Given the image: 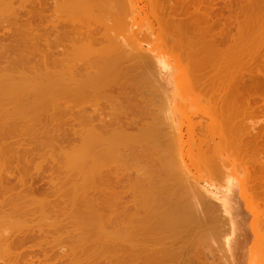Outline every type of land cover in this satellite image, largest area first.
I'll return each mask as SVG.
<instances>
[{
  "label": "bare ground",
  "instance_id": "1",
  "mask_svg": "<svg viewBox=\"0 0 264 264\" xmlns=\"http://www.w3.org/2000/svg\"><path fill=\"white\" fill-rule=\"evenodd\" d=\"M20 1H21L20 3H22L25 0L24 1L20 0ZM26 1L29 2L30 0L29 1L26 0ZM26 1H25V3H22V4L18 3V4L23 5V8H24V7H26V5H25L27 3ZM48 1L49 0H43V1L42 0L41 1L40 0H36V1L34 0L35 5L36 4H38V6L40 5L39 8L41 7V5H42V7L49 6V5H47V4H49ZM100 1H103V0H98L95 3H91L92 0H90V3H89V0H68V1L64 0L62 2H61V0H58L57 1L58 3L56 2V0H53V1L50 0V2L52 4L51 8H53L52 6H54L53 10L57 11L60 9L57 7H62L63 9L59 10L62 12L67 11V10H70V11L72 10L71 12H67V13L65 12L66 15H64L65 13H63L64 17L65 18L69 17L70 18L69 21H72L73 19H71V17L73 14V16L75 15L73 17L74 18L73 22L74 23L78 22L79 24H81V28L78 27V25L75 26V28H78V29H74L77 32L75 34H72L71 32L73 31L72 28L74 27V25H73L74 23L72 22L73 24L71 26H73V27L69 28L66 25L67 23L64 22V21H67L69 18H66V20L63 21V24L66 23L65 25H66V28H68V31L70 32V29L72 30L70 32L72 36H70V33H69L70 37H68V36L66 37V38H69L70 41L73 38L72 42H70L68 39H66V41L68 40L69 43L65 42L63 40L64 36H60L62 38L59 37V34L62 31L61 28H60V31L59 30L57 31V33L60 32L57 35L60 38V40L62 39L61 42L62 43L65 42L66 44L68 43L71 45V46L70 45L68 46V44L67 45L65 43L62 44V47L68 46V48H69L68 51H70L72 49L71 51L74 52V54L71 52L70 53L68 52L69 54L67 53L68 56L70 55L69 58L72 59L71 57H73V56L75 58L76 57L77 58L82 57L77 62L74 61V63L71 60V62L73 64L70 63L71 65H68V66H67V64H68L67 61L69 62L70 60H64L63 63H67L66 65L62 63L63 58H67L68 56L64 57L65 55H67L66 54L67 49L62 48L61 45H60V47H61L60 51L63 52L62 54H64V52H65V55H61L63 57L59 63H60V65L63 64L64 66L63 65L60 66L58 64V62L56 64V61H55L56 58L59 59L58 57H60V54H61L60 52H59L60 53L59 55L56 53V50L59 51L58 49H56L59 47V45H57V47L55 48L56 50L54 51L58 57H56L53 60V62L55 63L54 65H58V67L57 66L54 67L53 64H50L49 59H47V56L49 54L50 57H52L51 54H52L54 49H53V47L51 48L49 45V43L51 42L52 39H49V42H48L47 41L48 38L46 36L47 34L45 36L42 35V37H41V36H39V35H41L40 34L41 32H38V31L42 30V32H44V34H45L44 28L46 27V29L48 30L50 23L52 25V28H50V30L54 29L55 28L54 22L56 21V14L58 13L60 16L59 11L58 12L53 11V13L55 12V14H54L55 19H54L53 17H51V15H52L51 11H50L51 15H50V12L48 14H45L46 12H48L50 10V8L47 7L48 10H46L45 12H41V10H40L39 13L42 14L43 17H41L42 15H40L39 17L42 18V21H44V20H48L46 22L50 21V23L48 24L46 22L42 23L40 21L41 19L40 18L38 19L39 20L38 23H39L40 27H41V25H43L44 28L38 27V28H35V30H34L33 27L35 25H33V23H32L33 19L31 21L30 20L31 18L29 19L27 17H24L23 19H26V18L28 19V21H27V19L25 21L29 22V26H28V23L26 24V22L24 24L27 26H24V24L22 23V20H21V24H18L21 26H17V22H19V21L15 22L16 25H14V27L11 25L13 28H15V26L18 28L21 27V29L20 28L17 29L16 34H17V36L19 35L18 40L21 39V42H22V44L25 45V48H24V46H23V48L20 47L21 49H23V53H22V50H20V48H19V50L16 49L17 51H20L22 53V54H20V52H17L21 56L16 57L17 56V55H15L16 53L13 54V56L10 55L11 57H13V59L16 58V59H14V61H12L13 59L12 60L10 59L12 61L11 63L9 62L10 60L7 61L6 59L5 60L7 62L6 61H4V62H6L7 64H1V62H0V141L2 140L0 142V260L4 261L5 264H17L18 262L20 264H24L23 262H25V264L29 263V260H27V259L25 260V258L21 259V261L23 260L22 263H21V261H18L20 258L17 259L18 258L17 255H20L19 254L20 252L16 254L17 257L15 256L14 248H15V250H17L18 245L15 244L16 242L12 241L13 238H15L14 233L16 236L18 235L21 237L17 241H19V244H21V245L23 244V246L26 245L25 242L23 243L24 239L22 241V237L24 238L25 235L31 234V236L34 235V237H35V235L36 236L37 235H44L46 237V239L43 238L44 236H40L41 239L43 238L40 242L38 241L39 239H37L39 236L35 237L37 239V241L39 243L42 242V244H44V243L48 244L49 243L48 241L51 239V238L50 239H48V238H49V236H51L53 241L51 242L50 245L49 244L46 245L49 247V250H46V251H48V252L50 251L49 258H50V255L51 256L53 255L52 253L54 250H51V249H53L52 247L54 244L65 241L67 239H68L67 242L68 241L70 242L71 237L73 236L74 239L72 238L73 241H71V243H69V244H71V246H72V242H73L74 246L73 247L70 246V247L72 249L74 248L73 249L74 251H72V249L67 244L66 245L69 248H67L66 246H63V243L57 244V245H62V246H57V248L58 247L59 248L60 247H66L67 249H69L66 251H68V252L72 251V252L71 253L66 252L65 251L66 248L63 250H62V248H60V251L58 249V252H57V250L54 251V253L58 254L55 256V258H54V256L52 257L53 261L55 259L54 262H52V260L49 258H45V257H48V253L45 251H43V252H45V254H47L46 256L43 255V253H42L44 258H42V256H39L38 252H40V250H41L40 245H42V244H39L36 241L38 243V246H37L36 242L33 243L34 242L33 241L34 239H33L31 243H33L34 245L33 244L31 245L30 241L28 239L26 240V241H29L26 246L28 248L30 247V250L32 247L33 248H39V251L37 252L38 255L36 254L35 251H34L35 253L33 252L35 255L30 252L31 255H34L32 257L33 259H34V257H36L37 259H39V258L46 259V260L48 259V260H51L50 262L54 263V264H56V262L58 261V259L56 261V258L59 257L60 252H61L60 255H62V256L59 257V261L62 259L61 257H63L65 259L64 253H63L64 251L66 254H71V255L74 252L73 253L74 254L73 255L74 260H73L72 264H164L165 260L169 259L170 257L173 258L172 256H174V252L177 251V250L174 251V248L175 249L178 248L177 246L174 247V243L176 242L175 239H177L176 236L178 237V235H181L180 234L181 232L183 233V230L185 229V227L187 228L189 225H193L194 228L198 229V231H196V232H199V229H201L202 222L198 218L201 217L199 215V213L200 212L202 213L203 204H205L204 203L205 197L203 196L204 191L202 189V188H204V186L199 187V183H198V186H195L194 188L191 187V188H193V190H191L193 195L190 193L192 195V196H190V200L192 197L193 203L192 204H186V202H184V198H181V197H180V199L174 198V196L177 197V195H175V191L173 190V189H175V187L170 188L167 181L165 184V182H164L165 178H163L162 180L159 181V178L161 179L162 175H163V177H165L164 173H166L167 175L169 174L167 172L170 170L167 171V169L170 168L171 170H173L176 166V165L174 166L173 164H175V162H176L175 158L177 157V155L174 154L176 156L175 158H174V155H171L176 150L169 152L170 148L173 149L174 146L170 147L169 150H168V148H165V150L166 149L168 150V151L166 150L167 154H162L161 156L165 155L167 157V155H168V157L164 158L165 156L164 157H161L160 155H159V157L157 156L158 153H160L157 151V150H159V149H157L158 146L153 147L154 145H152L153 143H157V141L160 142V140H162L164 138L167 139V137H165V136H164V138H162L163 137L162 135L165 133V131L159 130L161 125L165 124L166 121L163 123L161 122L162 124H160V126L158 127L159 123L157 122L158 123L157 124L156 121L162 119L163 117L161 118V117L157 116L151 122L147 121V123L145 122L146 124L144 122H142V124L144 123L145 125L143 124V126H141L142 124H139L140 121H143L141 119L144 118V121H146L147 118L150 117L151 114H153V113H151L152 110H150L149 108L146 107V104H144L145 102H143L145 107H143L142 112H140V114H138L139 115L138 116L137 113H135V111H134V113L132 112L133 109L135 110V108H136V107L134 108L133 105L138 103V99L133 97L132 95H129L130 93H132L131 91L129 94L123 92V93H121V95H118V94L115 95V93L114 94L112 93L113 95H111V96L109 95V94H111V91L108 92L109 94L105 92L106 90L113 89L117 85V82L119 79L118 77H120L119 75H122L121 77L123 78V74L127 75V73H129L128 71L130 68L128 66H126L127 67L126 68L122 65V63H125V61H128L129 58L137 59L136 62L138 61L137 64L139 63L140 67L143 68L144 74H146L145 71H147V73H150V75L154 77V73L156 75V72L153 71L151 73L152 69L150 70V68H151L153 62L150 60L151 58L147 53L146 54L142 53L143 50L141 49V46H140L141 43L139 40L133 38L130 41V39L128 37V39H129L128 41H127V39L124 38L123 41L121 40L122 42L118 43L116 41L117 39L114 37V35L111 36L112 34L110 35V33H109L110 29H114L113 26H112V28L111 27L109 28L107 24H106L107 25L106 27H108L109 30H106V31H109V32H106V31L101 32L102 31L100 29L101 25H98V28L100 29V31H97L99 29H97V30L92 29L93 26L90 29L91 31L90 30L88 31V28H89L88 26L91 27V23H89L90 21L87 22V18H85L84 15L88 11L93 12L94 11L93 6H95V4H99V3L101 5H103V4L107 5L108 4V3H104V1L102 4V2H100ZM107 1H109V0H107ZM210 1L211 0H209V2ZM52 2L53 3L56 2L57 6H55V4H53ZM86 2L89 3V7H91V8L88 7V4H86L87 7L84 5V3H86ZM193 2L195 3V1H192L189 3L192 5ZM196 2L199 3L200 0H198ZM122 3H123V6H125L126 2L124 3V0H122ZM194 3L192 5V7L193 6L195 7ZM212 3H213V1H212ZM31 4L32 3H30V4L27 3V5H28V7H26L27 11H29L30 7H33L32 10H34V8H36V10H39V8H37L38 6L37 7L31 6ZM69 4L74 5V9H73L72 5H71L72 7L71 6L68 7L69 9L66 8ZM91 4H92V6H91ZM160 4H162V3H160ZM214 4L211 5V3H210V6H208V4H207V6L203 8L204 10L203 9L201 10L200 9V8H202L201 5L197 6V4H196V7L193 8L196 11H194L191 7L190 11L192 10L195 13L194 14L195 19H188L187 20L184 18V20H186V22H184L182 17L181 18L178 17L180 19L176 18L177 20L182 19V21L184 22L183 23L180 21L182 24L180 22H178L177 20H174L173 19L174 17L172 19H170L171 17L168 14L169 12L167 13L168 17H166V18H168V20L170 19L169 21L174 20L181 25H184L186 23L187 28L185 25L184 26L180 25V28L182 27L181 29H185V28L188 29V28H191V26H192L191 29H194V28L197 30L198 29H200V30L204 29L205 35H204L203 31L200 32L203 34L204 37L206 36V33L208 35H211V36L213 34L212 37H209V38L205 37L206 39H204V41H202L203 36L201 37L202 40H201L200 36H199L200 39L197 38L198 36H196V35H195L196 37L194 36L195 38H197L198 40H201L202 42L201 41L198 42L196 44V48L194 45V48L197 50L193 51L194 49L191 48L192 51L194 52V53H191V54H193L192 57H194V58H192V61H190L191 59L189 58L190 59L189 61L191 63V62H193V59L195 60V58L197 57V59H199V60L196 59L197 60L196 63L198 62L200 64V66H199V64H195V65L199 66L198 70H200V72H201L200 68H202V70L208 69V71H215L213 74L216 75L217 77H219L218 75H220L221 79H219L220 77L215 78L216 76L213 75L214 76V82L213 83H215V81H217V79H219L220 81L222 79L224 81L227 80L225 82L228 83V86L230 85L231 88L228 87V89L230 90L231 94H230V92L227 91L228 89L226 90V92H228L230 95H228V93H226V92H225L226 94L222 92L223 97L220 96V98H223L222 101H224V99H225L224 97L225 96L227 97V95H228V98L226 100L230 99L229 101L233 102L234 104L236 103L235 108L238 106V104H239V106H242V105H240L242 103H243V106L245 107V108H243V106H242L243 109L241 107H239V109L236 108L235 111L233 110L235 113H232V114H231L232 110H230V112H228L229 110L226 109L228 112L227 113L226 111H224L221 108V111L222 112L224 111L223 113L226 112L225 115L228 114L227 116H224L223 113L220 111V109H218V106H216L217 111L214 112V114L217 113L218 111H220L221 114L218 116V118L222 115L223 119H225V120L228 119L229 123L230 122L232 123L234 121L233 122V126H234L235 124L236 125L238 124V122L235 123V121H238V119L241 118V115H243V113L240 111V109H242L248 116L251 117V118L249 117L248 119H243V118H245L244 116H246V115L242 116L243 117L242 119L245 122L249 121V122H246V124L247 123L249 124L251 122L250 119L252 121L255 119L254 121L259 122L260 121V120L258 121L259 117L258 118L253 117L254 118L253 119L252 116L249 114L250 111L247 110L246 108H249L250 104L249 103L244 104L245 102H243L241 100V97H239V93H241V92L245 93L244 96L246 97V93H250V92H252V90H254V91H255V89L256 90L257 89L258 90H264V67L262 66V63L259 62V61H262L261 57L264 54V30H263L264 29V18L262 19V17H264V12H263L264 8L262 9V7H264L263 6L264 0H236V1L235 0H221V3H220L221 5L219 8L214 7L215 5H217V3L215 5ZM104 5H103V7H104ZM106 5H105V7H108ZM188 6L182 5V8H181V5H180L181 11H178V13L181 14L182 11L184 12L185 7H186L185 11L186 10L189 11L188 10L189 8L187 9ZM197 7H199V9ZM55 8H57V10ZM70 8H72V9H70ZM104 8H102V9H104ZM171 8L172 7H170V9ZM0 9L2 11L4 10L3 12L0 10V15H1L0 19L6 17L8 14L13 12V11L11 12L13 7L11 10H9L10 12L4 8H0ZM125 9H126V7H125ZM5 10H7V11H5ZM73 10H74V12H73ZM175 10L176 9H174V11ZM105 11H106V9H105ZM122 11L124 13V10H120L117 13V21H118L117 23L118 24H120V22H122V20H123L122 15H124V14H121ZM176 11L173 12L174 13L173 16L176 15L175 17H177V15H179ZM30 12H31V8L29 11V15H30ZM62 12H61V14H62ZM126 12L128 13L129 11H125V13ZM3 13L5 15L6 14L7 15L4 16ZM34 13L36 14V13H38V11L33 12V14ZM70 13H72V14H70ZM96 13L97 12H95V14H93V13L90 14L89 16L92 15L90 18H92L94 15H96ZM98 13L99 14L95 16V17L98 16L97 18H99V16H100V12H98ZM103 13H104V10L102 11V17L100 16V18H99L100 21H103V20H101V18L103 19ZM260 13L262 14V16L260 15ZM14 14H15V12H14ZM14 14H11L10 16H12V15L14 16ZM112 14H115V13H112ZM46 15H47V17L50 16L51 18L48 17V19H47ZM69 15H71V17ZM80 16H81V18H80ZM82 16H84V17H82ZM114 16H111V18H113ZM216 16H218V19ZM8 17H9V15L2 20L7 21L6 19ZM28 17H31V15ZM44 17H46V19ZM60 17L57 16V19L59 18L61 20L60 22L58 20L59 23L56 22L57 25L62 24L61 23L62 19ZM75 17H78V18H75ZM95 17L93 18L94 21H95ZM12 18H14V17H12ZM83 18L85 19L84 21L89 23V25L87 24L88 26L86 25V27H88L86 29L87 31H83L85 27L82 29V26H84L82 24L86 23V22L84 23V21L82 22ZM126 18L127 17H125V19ZM187 18H189V17H187ZM215 18L217 20H215ZM53 19H54V22L52 21ZM9 21H10V19H9ZM69 21H67V22L70 24ZM94 21H92V22H94ZM111 21H113V19ZM169 21L165 22V25L167 26L166 28H169V26H171L172 28L178 27V24H177V27H174L176 25L175 24L176 22L173 21L174 22L173 23V22H169ZM23 22H24V20H23ZM36 22L34 21V23H36ZM40 22H41V24H40ZM168 22L170 25L168 24ZM1 23H2V21H1ZM30 23L32 25H30ZM99 23L103 24V22H99ZM44 24L47 26H44ZM63 24L61 26H63ZM36 25H38V24L36 23ZM75 25H76V23H75ZM31 26H33V27L31 28ZM96 26H97V24H96ZM29 27L31 29H29ZM103 27H105V26H103ZM3 28H5V27L3 26ZM7 28L8 27H6V29ZM57 28L55 29V31L57 30ZM62 29H63V33H64L65 29L64 28H62ZM103 29H105V28H103ZM208 29L209 30L211 29V32ZM214 29H219V31L213 33L212 30L214 31ZM232 29H234L236 32L233 33ZM50 30H49V32L46 31V33L50 34ZM53 31H51V32H53ZM74 32L75 31H73V33ZM99 32H101V33H99ZM111 32H112V30H111ZM193 32L197 34L198 31L196 32V30H195ZM208 32L211 34H209ZM107 33L109 35H107ZM200 33L198 32V34H200ZM53 34H55V33H53ZM67 34L68 33L66 32L65 35H67ZM38 36L43 38V39L45 37L47 38V40L44 39L46 42L44 40H43L44 42L42 41L43 45H44V43H46L45 47H44L46 49L40 48L41 46L39 47L38 42L41 40H39L37 42V40L39 39ZM54 36H56V34ZM54 36L52 35L53 38H55ZM117 36L118 35H116V37ZM182 37H181V39L183 40ZM118 38L120 39L122 37H118ZM187 38H188V35H187ZM55 39H53V40H55ZM113 39H114V42H113ZM197 39H196V41H197ZM15 40H16V38H15ZM57 40H59V39L57 38ZM57 40H56V42H57ZM17 41H14V42L16 43ZM207 41H209V42L207 43ZM248 41H249V43L250 42L251 43L249 44ZM180 42H182V41H180ZM187 42L188 41L185 40V43H187ZM18 43H20V41ZM52 43H54V41ZM114 43H116V44H114ZM246 43H247V45L249 44L248 46H251V47L246 48L247 47L245 45ZM57 44H58V42H57ZM188 44H189V42H188ZM188 44H185V45H188ZM222 44H223V46H221ZM252 44H253V46H252ZM20 45H21V43H20ZM52 45H55V43ZM201 45H202V47H201ZM216 45H219V47ZM17 46L19 47V45H17ZM197 46H199V47H197ZM220 46L221 47L226 46V48H225L226 51H223L224 48L219 49ZM190 47H192L191 43H190ZM227 47H228V50H227ZM15 48L16 47H14V50H15ZM62 49H63V51H62ZM198 49H199V51H198ZM218 50H220V51L218 52ZM31 51L33 53L36 52V54L38 52L39 56L34 54L35 57H33V54L31 55L33 59L35 58V60H37L41 56L42 57L44 56L43 62L40 59L41 61L37 60V62L39 61L38 63L36 61H35L36 63H32V60H31V63H29L30 62L29 60L31 59V58L29 59V56H30L29 54H31L29 52H31ZM196 51L198 53L199 52L200 53L198 54ZM213 51L215 53H213ZM14 52H16V51H13V53ZM182 52H184V51H182ZM196 53L198 54L197 56H196ZM72 54H73V56H72ZM214 54L218 55L217 59L212 58L211 55H214ZM4 55H6V54H4ZM36 56H37V59H36ZM188 56H189V54H188ZM2 60L3 59H1V61ZM251 62H253L255 65ZM250 63H251V65H254V66L252 67L250 65ZM192 64H194V62ZM246 64H249V66H251V67H249L248 65H247L248 67L245 66ZM52 65H53V67H52ZM139 65L137 66V68H140ZM122 66L126 70V72H125V70L123 69L125 73H122V71L119 72V70H121L123 68ZM157 67H155V68H157ZM142 68H140L139 70H142ZM196 68L197 67H195V69ZM247 69H248V71H247ZM219 70H220V73L218 72ZM244 71H246V74L248 77L250 76V78H248V82L242 81V79L244 80L245 77L247 78L246 75L244 76V74H245ZM197 72L198 71H196V73ZM200 72H199V74L197 73L200 77H201V75H200L201 73H202V75L205 76L204 72H207V70H205L204 72L202 71L201 73ZM157 73H160V72L157 71ZM192 73H194V72H192ZM206 74H208V72ZM53 75H55V76H53ZM60 75H65V77L60 76ZM204 76H202V78ZM213 76H212V78H213ZM121 77H120V79H121ZM127 78H123L122 80H120V84L123 80H125V79L127 80ZM207 78L204 80H206L207 82L210 81L209 83L205 82L206 85L208 84V86L210 88L211 85H209V84L211 83L212 78H210V75H209L208 80H207ZM203 79H202V85H205ZM146 80H148V78ZM219 80H218L219 84H216V86H217L216 90L218 89V87L220 85ZM127 81L129 82L130 80H127ZM150 82H152V81H150ZM197 83L200 84L201 80H198ZM221 83H223V82H221ZM124 85H127V84H125V82H124ZM154 85H155V83H154ZM202 85H200V86H202ZM224 85L226 86L225 83H224ZM127 87H128V85H127ZM203 88L205 89V87H203ZM124 89H125V87H124ZM213 89H214V87H213ZM220 89H222V86ZM120 90H122V89H120ZM127 90L128 89H125V91H127ZM208 91H211V90H208ZM238 91H240V92L237 94ZM151 92H154V91H151ZM104 93H106V94H104ZM100 94H102V95H100ZM107 94L109 95L108 96L109 98H107L108 100L105 99V97H107L106 96ZM223 94H225V95H223ZM97 95H99L98 96L99 98L96 97L95 98L96 100H94V96H97ZM210 95H212V94H210ZM216 95L218 96V94H215L214 97H216ZM92 96H93V99H91ZM101 96H105L104 97L105 100L100 98ZM69 98L70 99L74 98V104H72L70 102L71 100ZM64 99H65V101H64ZM68 99L70 100L69 101L70 104L68 103V101H66ZM101 99L104 101H102ZM152 100H151V102H153ZM226 100H225V102H226ZM64 102L66 103V105L64 104ZM146 102L149 103V101H146ZM217 102H219V101H217ZM231 102L229 104H231ZM219 103H221V101ZM226 103H225V105H226ZM71 104L74 105V107H72ZM232 104H231L232 109H235V108H233L234 105H232ZM150 105H152V104H150ZM153 105H154V102H153ZM153 105H152V107H153ZM227 106H228V103L225 107H227ZM70 107H72L73 109ZM50 108H52V109H50ZM87 108H91V110L89 109L90 112H88ZM49 109L50 110L54 109L55 112L59 111L58 113L68 112V114H67L68 118L73 117L72 115L74 114V123L72 122L74 125V139H77V140L79 139L80 143L81 144L83 143L82 145L80 143H78L79 140H78L77 144L69 145V144H71L72 135H69L70 133L68 134V132L64 128V125L60 121L58 122V125L49 123L50 121L51 122L55 121L53 119L55 115L53 116V114H51L52 111H49ZM165 109H168V108L166 107ZM228 109H230V105H229ZM245 109L247 110V112L245 111ZM72 110L74 113H71ZM236 111L237 112L240 111V112L236 113ZM158 112H160V111H158ZM70 114H71V116H70ZM135 114L137 116H135ZM162 114H163V112H162ZM234 114H238V115L234 116ZM164 115H165V113H164ZM216 115H218V114H216ZM236 116L237 117L239 116L238 119H236L237 118ZM224 117H226L227 119ZM233 117L234 118L236 117V118L234 119ZM68 118H67V120L70 121L71 118L70 119H68ZM157 118H159V119L155 121V119H157ZM220 118H221V122L225 123V121L222 120V117H220ZM68 121H67V123H68ZM162 121H163V119H162ZM168 121H170V120H168ZM240 121L241 120H239V122ZM70 122H69V126H72V128H73V125H72V123L70 125ZM230 124H229V126H227L228 124L226 125L228 129H227V132L224 131V133L225 134L227 133L226 136H227L228 142H230V137H232L233 141L236 140L235 141V145H236L235 147H237L238 145L240 146L241 144L245 143L246 140L248 141V139H246L245 141L243 140L244 133L246 134V138L248 135H249V137L251 136L250 134L246 133L247 131H244V133H242L243 137L241 136L242 134L240 135V133L242 132L241 128H243V125H244L243 130H245V127H246L247 129H249L248 133L251 130V132H250L251 134H254V132L256 131L255 128H257V127H254L255 125L253 124L254 126H251V127H252V129L254 128L255 131L252 133V129L247 127L248 124L246 125V124H244V123L242 124L240 122L239 123L240 127H236V125L233 127L231 125L232 128L230 127ZM241 124H242V127H241ZM251 124H249V125H251ZM204 125H205V121H204ZM133 126L135 129H137V128L138 129L135 130L133 128ZM170 126H171V124H170ZM131 127H132V130H129V129H131ZM224 127H225V125L223 126V129H224ZM260 128L259 129L257 128V129L260 130ZM133 129L135 130V132H133ZM214 131H216V130H214ZM228 131H230V132H228ZM261 131H262V128H261ZM261 131H259V132L257 131V132L260 134ZM161 132H163L162 135L160 134ZM205 133H207V131ZM214 134H212V136ZM228 134H230V137L228 136ZM259 134H257V135H259ZM165 135H168V134L165 133ZM216 136H218V135H216ZM40 137H42V139ZM205 137H206V135H205ZM6 138H8V142L6 141L7 140ZM10 138L12 139V141H10L11 140ZM38 138L41 139L40 142H37L36 144L34 143V141L32 142V139H34L36 142V140ZM43 138H46V139L43 140ZM228 138H229V140H228ZM28 139H30V140L27 142L26 140H28ZM65 139H67V140H65ZM244 139H245V137H244ZM249 139H253V138H249ZM64 140L65 141L69 140L70 143L67 144V142L65 143ZM218 140H219V137H218ZM254 140H256V139H253V141ZM220 141H221V139H220ZM222 141H223V139H222ZM256 141H258V140H256ZM26 142H27V146H25ZM31 142H32V144H31ZM165 142H167V140H164V142H163L164 145L166 144ZM168 142H170V141H168ZM197 142H199V141H197ZM142 143H143V147L146 146V148H144V149H146L147 152H149V151L150 152L147 153V152H145V150H143L144 152L142 151V152H140V154H137L139 156L136 158V157H134L135 156L134 149L135 148L137 149L138 147H140V144H142ZM220 144H221V142H220ZM232 144H234V142ZM232 144H230V145H232ZM170 145H175V144H170ZM170 145H165L164 147L170 146ZM221 145H220V147H222ZM227 145H229V143ZM250 145H252V144H250ZM35 146L37 148H40V149L42 148L41 150H43L44 148H46V149H44V152L39 150V149H36V152H35L33 150L35 148ZM159 146H161V145H159ZM223 147H224V144H223ZM229 147H231L233 149L234 145L229 146ZM47 148H48V150H52V152H54L53 154L51 153L52 155L55 154L54 157H52L50 155V157L52 158L51 160H50V158H48V160H50V161L53 160V163H54V161H56L57 156L59 158H60V155L64 156L63 157L64 161H63V158L61 159L63 164L65 165L64 169H63V170H65V173L62 176L59 175V171H57L58 173L55 172L56 170H58V168L54 167L55 165L52 163H49V161L47 160V157H49L47 155H49V154H46L47 157L43 156L46 153ZM153 148H155V150ZM159 148H161V147H159ZM240 148H241V146L238 147L239 150H240ZM244 148H246V151L248 150L247 148L252 149V147H245V145H244ZM257 148H258V145H257ZM225 149H227V148H225ZM241 149H243V148H241ZM255 149H254V151L252 149V151L254 153H255ZM23 150L25 153L24 152L22 153ZM37 150H39V151L37 152ZM127 150H129L130 152H127ZM228 150H227V152H228ZM243 150H245V149H243ZM31 151H34L36 154L41 151L43 154L42 155L40 154V157H39V154L37 156V157H39V159L41 158V160L36 161L38 158L37 159L35 158L36 160L34 162L30 161V160H32L31 158H33V157H31V158L29 157L30 159L28 158V155L32 153ZM137 151H138V149H137ZM221 151L224 152V150H221ZM242 151H240V152H242ZM246 151H243L240 154L242 155ZM248 151L250 153L251 150H248ZM258 151H259V149H258ZM258 151H256V153H257L256 155L261 154ZM28 152H30V153H28ZM34 152L31 154L32 156H33ZM231 152L233 153V151H231ZM136 153H138V152H136ZM142 153L144 154V156L142 155ZM145 153H147V156H145ZM168 153H171L170 156L172 158L169 156ZM246 153L244 154V156L249 154V153H247V154ZM254 153H253V155H254ZM23 154H25V155H23ZM133 154H134V156H133ZM240 154H239V157H241ZM251 154H252V152L249 154L248 157H246V158L244 157V160L248 161V159H252L253 157L252 158L250 157ZM8 155H12V159H16L15 157H18V159H19V157L22 156V158L24 160L22 158H20V159H22L21 161L24 163L26 162L27 164L21 165L20 159L19 160L16 159V161H18V162L20 161L19 163L21 166H26V165L32 166V164H33L34 168H32V169L36 170V173H34V171L32 172L31 171L32 169L28 168L29 172L30 171L31 172L29 174H27L28 172H27V169H26L27 166H26V167H24V170L26 169L27 173L24 172V170L22 169L24 174L15 175L12 172L11 167H10V165H11L10 161H12V159L11 158L9 159ZM141 155L144 157V159H142V160H144L143 163L146 164V162H147V165L143 164L144 167L145 166L147 167V169H146L147 172L145 170H143L144 169L143 167H141L142 164H141V166L139 165V163L142 162V161H140L141 160L140 158L142 157ZM230 155H232V154H230ZM24 156H25V158H24ZM41 156H43V157H41ZM72 156L77 157V160L73 163L69 160ZM133 157L138 159L139 161L137 160L138 161L137 162L136 159L134 160ZM256 157L258 158V156H256ZM170 158H171V160L174 159L175 162L167 163L168 161L167 162L162 161L164 159H165L164 161H166V159L170 160ZM219 158H221V157H219ZM128 159L130 160V161H128L129 163L133 162V161L137 162V163L133 162L134 164H137V165H134V168L136 166H140L139 169L140 168H143V169L142 170L140 169V171H139V169L136 167L135 170L137 169L138 172H137V170L135 171L134 169H132L136 172V175H135V172L133 171L134 176L131 177V175L129 174V177L127 176L128 177V179H127V177H125V175L122 173H124L123 169L127 167V166H125V163H127ZM131 159L133 161H131ZM240 159H238V160H240ZM261 159L263 160V157ZM257 160L259 161L260 159H255V160H253V162H255L256 164L257 163L262 164V165H260L261 167H258V168H260V170H258V171L261 174L260 173H258L260 175H257V173L252 174V175L250 173L249 174L252 176V177L250 176L251 178L257 177V179H259V181L257 179H255V180L251 179V181L254 180L253 181L254 184H255V182L258 181L259 183L258 182L257 183L261 184V186H262L264 184V167H263L264 162H262V160H261V162L260 161L258 162ZM14 161H13V163H15ZM218 161H221V160L219 159ZM31 162H33V163H31ZM129 163H127L128 166L133 168L132 167L133 163H131L132 166ZM162 163H165V164H162ZM222 163L224 164L225 162L222 161ZM251 163H252V161L250 162V166H251ZM176 164H178V163H176ZM244 164H246V163L244 162ZM244 164H241L242 167ZM247 164H248V162H247ZM256 164H255V166H256ZM20 165H18V166L20 167ZM166 165H167V168H166ZM229 165L230 164H228V165L224 164L223 165L224 168L222 167L224 178H225L224 182L226 181L227 184L231 183V178H232V173L228 167ZM236 165L238 166V164H236ZM18 166L15 163V166H12V167L16 169ZM252 166L254 167V164H252ZM130 167H128V168H130ZM177 167H176V169L178 170ZM253 167H250V168L252 169ZM21 168H23V167H21ZM54 168H57V169L54 170ZM164 168H165V170H164ZM243 169L245 170L244 167H243ZM149 170H150V173L148 172ZM165 171H167V172H165ZM247 171H248V169H247ZM171 172H173V171H171ZM141 173H142L143 177H142V175H140ZM146 173H148L149 175L147 174L148 175L147 176ZM185 173L186 172H184L183 176L185 175ZM253 173H254V171H253ZM144 174L146 176H144ZM154 174H156L158 176H155ZM122 175H124V178H126L125 180H124V178L122 179V177H123ZM160 175H161V177H160ZM176 176L178 177V175H176ZM166 178H168V177H166ZM13 179H15L16 181L12 182ZM183 179L184 178H182L181 183H182ZM36 180H39V182H36ZM185 181L182 184H185L184 185L185 189H187ZM248 181H250V180H248ZM45 182H47L46 186L44 185ZM192 183L193 182L191 181V183L189 182V184H187V185H190ZM247 183H249V182H247ZM194 185H196V184H194ZM251 185L254 186L253 184H251ZM261 186L258 185V187H261ZM263 188H264V185H263ZM182 189H183V186H182ZM256 190H258V188L255 189V191ZM121 191H123V193ZM188 191H190L189 187H188ZM36 192H38V194L39 193L42 194L41 197L40 196L36 197V194H35ZM127 192H129V194H131V195H129V198L126 197V196H128ZM74 193L78 194V195L76 196ZM125 193H126V195L124 196ZM186 194H188L187 191H186ZM257 194H261V193H257ZM263 195L264 194H262V196ZM53 197H55V199L57 201H59V200L63 201V204H64V201H65V203L67 201L68 204H69V202H71L69 205H71V204L72 205L69 207L68 204H66L67 206L64 204L65 205L64 206L61 203L60 205H62V207L56 206L54 203H57V202L52 201ZM261 197H260V199H261ZM57 198H59V200ZM185 198H187V197H185ZM213 198H215L216 201L218 200L220 202V203L219 202L218 203H219V206L221 208H225L224 202L219 200V198H217V197L213 196ZM262 198H264V197H262ZM190 200L187 199V201H190ZM263 201H264V199H263ZM29 202L32 203V206H30ZM33 203H35V204L37 203V205H34ZM76 203L77 204L81 203V205L84 204L86 206H84V207L80 206L78 208V205H76ZM57 204H59V203H57ZM73 204H75L74 205L75 208H74ZM207 208H209V207H207ZM28 212L29 213L32 212V213H30V216H32V214L37 215L36 214L37 212L40 213L39 214L40 216L42 215L41 218H39L40 220H36V219H38L39 215L36 217V219L34 220L35 225L33 224L34 221L31 220V218H33V217L30 218V216L27 215V214H29ZM224 213H227V211ZM67 214L70 215L71 219L68 218L69 220L66 221ZM35 215H33V216L35 217ZM26 216H28V218H29L28 221H27ZM202 216H203V214H202ZM223 216H222V218H223ZM20 217L23 218V219H21L22 221L20 220ZM25 218H26L27 222L25 221ZM217 218H219V217H217ZM29 220H31V222H30L31 224L29 223ZM36 221H37V223H36ZM39 221L40 222L42 221L43 224L39 223ZM228 221H229L228 222V224H229L228 229L229 230L225 229L226 231L223 232V235H222V233H221L222 236L219 235L224 240L223 239H222L223 241L221 240L223 243L218 241V242H220L221 245H217L219 248L222 246V248H224L225 251H221V250H223L221 248V250L217 251V252H220L221 255L224 253L225 257L230 260V264H235L233 262L232 256H231V254L233 253L232 239L235 235V229H234V226H232L231 219H228ZM25 222H26V224H25ZM221 226H223V224ZM226 226L227 225H225L224 227H226ZM217 229H218V227H217ZM10 233H12V235L14 237L13 238L9 237L10 240L8 241V239H6V236H10ZM156 233H158V235H161L162 238L161 237L159 238V236H157ZM212 233H213V231H212ZM176 234H178V235H176ZM173 237H175V238H173ZM179 237H178L177 241H180L179 239H181V238H179ZM201 237L202 236H200V238ZM216 237H218V235ZM164 238H166L165 240H167L169 238L168 242L172 238L173 239L171 240V242L168 243L164 240ZM205 238L206 237H203L202 239H205ZM25 239H26V236H25ZM31 239H32V237H31ZM217 239L219 240L220 238L218 237ZM162 240H164V241H162ZM197 240H195V241H197ZM15 241H16V239H15ZM173 241H174V243H173ZM181 242H182V240H181ZM197 242H196V245H194V246L198 245ZM206 242H208V241L206 240L205 243ZM218 242L216 241L213 243L217 244ZM13 243L16 246H13L12 245ZM52 243H54V244H52ZM209 243L208 244L206 243V244L211 247V245ZM213 243H212V245H213ZM29 244H30V246H28ZM35 244H36V246H35ZM179 244H181V243H179ZM177 245H178V243H177ZM50 246H51V248H50ZM158 246L160 248H158ZM11 247H12V251H9V250H11ZM43 247H42V249H43ZM210 247H208V248H210ZM19 248L21 249V247H19ZM33 248H32V251L34 250ZM194 248H195L194 249V251H195L196 247H194ZM179 249H181V248L179 247ZM216 250H215V253H216ZM25 251H27V253H28L29 249L28 250L26 249ZM183 251H184V249H183ZM211 251H212V249H211ZM10 252L13 253V256H12V253H10ZM41 252H42V250H41ZM209 252H208V254H210ZM197 253L199 254V252H197ZM197 253L195 255H197ZM211 255H213V254H211ZM195 257L196 256L193 257V261H194ZM196 258H198V257H196ZM200 258L201 257H199L198 260ZM228 259H226V260H228ZM67 260H65L66 263H64V262L63 263L64 264L71 263L69 260L68 261ZM169 260H172V259H169ZM188 260H189V258H188ZM47 261H46V263L50 264V262H47ZM37 262L39 264H41L40 263L41 261L39 262V260H37V261H35V263L34 262L33 263L38 264ZM60 262H62V261H60ZM198 262H196V263L194 262V263L197 264ZM33 263L31 262V264H33ZM46 263L43 262L42 264H46ZM202 263H203V260H202ZM203 264H205V263H203Z\"/></svg>",
  "mask_w": 264,
  "mask_h": 264
},
{
  "label": "rangeland",
  "instance_id": "2",
  "mask_svg": "<svg viewBox=\"0 0 264 264\" xmlns=\"http://www.w3.org/2000/svg\"><path fill=\"white\" fill-rule=\"evenodd\" d=\"M24 1V0H23ZM26 1V0H25ZM25 1L24 2H22V3H25ZM29 1V0H28ZM36 1V0H35ZM41 1V0H40ZM43 1V0H42ZM51 1H53V0H51ZM58 0H56V2H57ZM62 1H64V0H61V2ZM68 1V0H67ZM94 1V2H93ZM96 1H98V0H96ZM95 0H92V2L91 3H95L96 2ZM103 1H104V3H108L106 6H108V7H105V5L103 4ZM103 1H100V2H102V4L104 5V7H103V5H101L100 3L99 4H95V6H93V12H89L88 10V12H86V14L84 15L85 16V18H87V22H89V23H91V27L90 26H88L89 25V23H87L86 21H84L85 19L83 18V20H82V22L84 21V23L85 24H82V25H84V26H82V29L84 28V30L83 31H87L86 29L88 28V31L92 28V26H93V28L92 29H99L98 28V25H101V27H100V29L102 30L101 32H104V31H106V30H109V28L111 27L112 28V26H113V28L114 29H110V32L109 31H106V32H109L110 33V35L111 36H113L114 35V37L117 39L116 41L119 43V42H122L123 41V39L125 38V39H127V41L130 39V41L134 38V39H137V40H139L140 41V46H141V49L143 50L142 51V53L143 54H148L149 56H150V60L153 62L152 63V66H151V68H150V70L152 69V71H151V73L154 71V72H156V75H155V73H154V77L153 76H151L150 75V73H147V71H145V73L146 74H144V72H143V68L142 67H140V65H139V63L137 64V62H136V60L137 59H135V58H129V60L128 61H125V63H122V65L124 66V67H126V66H128L130 69H129V73H127V75H125V74H123V78H127V80H130L129 82L125 79V80H123L122 82H121V84H120V80H122L123 78L121 77L122 75H119L120 77H121V79H120V77H118L119 79H118V82H117V85L113 88V89H109V90H106L105 92L106 93H108V92H110L111 91V94H109L110 96L111 95H113L114 93H115V95L116 94H118V95H121V93H123V92H125V93H130V91L133 93H130L129 95H132L133 97H135V98H137L138 99V103H136L135 105H133V107L135 108V110L133 109V113H134V111H135V113H137V115L138 114H140V112H142V110H143V107H145V105L144 104H146V107L147 108H149L150 110H152L151 111V113H153V114H151V116L150 117H148L147 118V120L146 121H144V118L143 119H141V120H143V121H140V123L139 124H142V122H146L147 123V121H153V119L155 118V117H163L162 119H163V121H162V119H160V120H158L159 118H157V119H155V121L156 120H158V121H156V123L158 122L159 123V125H158V127L160 126V124H162L163 122H165V124H163V125H161V127H160V129L159 130H163V131H165V133L166 134H168V135H165V133L162 135V133L163 132H161L160 134L163 136L162 138H164V136L165 137H167V139L166 138H164V139H162V140H160V142H158L157 141V143H153L152 145H154L153 147H157V149H159V150H157L158 152H160V153H158V157H159V155L161 156L162 154H167V151L169 150V148L170 147H172V146H174V148L172 149V148H170V150H169V152H172L173 150H176L173 154H171V153H168L169 154V156H170V154L171 155H177V157L174 155V158H175V160H176V162H175V160L174 159H172L171 160V158H170V160H168V159H166V161H164V160H162L163 162H167V163H169V162H171V163H173V162H175V164H173L174 166H175V168L173 169V170H171L170 168L169 169H167V171L168 170H170V171H165V172H167V173H169L168 175L166 174V173H164V175H165V177H163V175H162V177H161V175H160V177H161V179L159 178V181L160 180H162L163 178H165L164 180V182H165V184H166V181H167V183H168V185L170 186V188H173V187H175V189H173L174 191H175V195H177V197H175L174 196V198H176V199H180V197L181 198H184V202H186V204H192L193 202V199H192V197H191V200H190V196H192L193 194H192V191L191 190H193V188L195 187V186H198V183H199V187L200 186H204V188H202L203 189V191H204V203L205 204H203V209H202V213L200 212L199 213V215L201 216L200 218H198L201 222H202V224H201V229H199V232H196V231H198V229H196V228H194L193 227V225H189L187 228L185 227V229L187 230H183V233L181 232L180 234L181 235H178V234H176V235H178V237L179 238H181V239H179L180 241H177L178 240V237L176 236V238L177 239H175L176 240V242L178 243V245H177V243L175 244L174 243V241H173V243H174V247H178L177 249H175L174 248V251L175 250H177V251H175L174 252V256H172L173 258H169V259H172V260H169V259H166L165 260V262H164V264H193L194 262L196 263V262H198L197 264H203V263H205V264H230V260L228 259V258H226L225 257V255H224V253L221 255L220 254V252H217V251H220L221 250V248H222V246L219 248L217 245H221L220 244V242H222L224 239L223 238H221L220 236H222L223 235V232L224 231H226V230H229L228 228H229V224H228V219H231V222H232V226H234V229H235V235H234V237H233V239H232V250H233V253L231 254V256H232V260H233V262L235 263V264H264V201H263V199L264 198H262V197H264V195L262 196V194H264V188H263V185L261 186V184H258L259 182V179H257V177H253V178H251L252 176V174H256L257 173V175H260L261 173L258 171V170H260V168H258V167H261L260 165H262L261 163H255V162H253V160H255V159H260L259 161L261 162V158L263 157V160H262V162H264V90H256L255 89V91L254 90H252V92H250V93H246V97L244 96V94L245 93H239L240 91H238L237 92V94L239 93V97H241V100L243 101V102H245L244 104H247V103H249L250 104V107L249 108H246L247 110H249L250 111V115L252 116V118L253 117H255V118H258V121L259 122H257V121H252L251 119H250V123L249 124H251V125H249L248 123V125L246 124V122H249V121H244L243 119H248L250 116H248L242 109L243 108H245L244 106H243V103L242 104H240V105H242L243 106V108H242V106H239V104H238V106L236 107V108H238L239 109V107H241L242 109H240V111L243 113V115H246V116H244L245 118H243L242 116L243 115H241V118L240 119H238V117L240 116H236L235 118L236 119H238V121H235V123H237L238 122V126L236 125V127H240V122L243 124H246L247 125V127H249L250 129H252V127L251 126H254V127H257L258 129L261 127L262 128V131H261V128H260V130H258L257 128H255L256 129V131H255V129L253 130L252 129V133L254 132V134H251L250 132H251V130L249 131V133H248V130L249 129H247L246 127H245V130H243V128H244V125H243V128H241L242 130V132L240 133V135L242 134V133H244V131H247L246 133L247 134H250L251 136L249 137V135L247 136V138H246V134L244 133V137H245V139H244V137H243V134L241 135L242 137H243V140L245 141L246 139H248V141L246 140L245 141V143H243V144H241L240 146H241V148H243V149H245V150H243V149H241L240 148V150L238 149V147H240L239 145L237 146V147H235L236 145H235V141H233V139H232V137H230V134H228V136L230 137V142H228L227 141V136H226V134L224 133V131H226L227 132V126H229V124L231 123H229V121H228V119L226 118V117H224V118H226L227 120H225V119H223V116L221 115L220 117H222V120L223 121H225V123H223V122H221V118L219 119L218 118V116L221 114L220 113V111H221V108L224 110V111H226L227 112V110H229L228 112H230V110H232V112H231V114L232 113H235L234 111L236 110V108H235V104L233 103V102H231V101H229L230 99H228V100H226L227 98H228V95H230L231 94V92H230V90L228 89V87L229 88H231L230 87V85L228 86V83L227 82H225V81H227V80H219V79H221V77H220V75H218L219 77H217L216 75H214L213 73L215 72V71H208V69H205V70H207V72H208V74H206L207 72H204L205 70L203 69L202 70V68H200L201 69V72L203 71L204 73H205V76L204 75H202V73L200 72V70H198L199 69V66H200V64L197 62L196 63V61L197 60H199V59H197V57L195 58V60L193 59V62H194V64H192L193 62H191L190 63V61H192V58H194V57H192V55L193 54H191V53H194L193 51H195V50H197V49H195L196 48V44L198 43V42H200L201 40H202V38H203V40L202 41H204V39H206V38H209V37H212L213 36V34H212V36L211 35H208L207 33H206V38L203 36V34L202 33H200L201 31H203L204 32V35H205V31H204V29L202 30H200V29H191L192 28V26H191V28H188V29H186L187 28V26H186V23L184 24L185 26H186V28L185 29H181L180 28V25L182 24L181 22H186V20H184V18L185 19H195V17H194V12L191 10L190 11V8L192 7V5H193V3H192V5L189 3V2H192V1H195V3H194V5H195V7H196V4H197V6H200L201 5V7L202 8H200L201 10L204 8V7H206L207 6V4H208V6H210V3H211V5H213L214 3L216 4L217 3V5H215L214 7L215 8H219L220 7V3H221V0H211L210 2H209V0H200V2L203 4H201L200 2V4L199 3H197L196 1H198V0H124V3H125V6H123V3H122V0H109V1H105V0H103ZM162 1V2H161ZM212 1H213V3H212ZM236 1V0H235ZM21 1L20 0H0V8H4V9H7L8 11L9 10H11L12 9V7H13V9L11 10V12L12 13H10V14H8L9 15V17L6 19L7 21H3L2 19H4V18H6L7 16L4 14V16H6V17H4V18H1L0 20L2 21V23L4 22H6L5 24L3 23H1V21H0V32L2 33H0V62H1V64H7L6 62L7 61H9L10 59L12 60L13 59V57H11V56H13V54H15V55H17L16 57H18V56H21L20 54H22L23 53V49H21V48H23V46H24V48H25V45L24 44H22V42H21V39L20 40H18V36H17V29H21V27H16L15 26V28H13L14 27V25H16L15 24V22H17V21H19V22H17V26H21V25H18V24H21V20H22V23L24 24L25 22H26V24L28 23V26H29V22H27L28 21V19L27 18H31L30 20L32 21V19H33V21H32V23H33V25H35L34 27L33 26H31V28L33 27L34 28V30H35V28H38V27H40V25H39V16L40 15H42V14H40L39 12H40V10H41V12H45L46 10H48V8H50V10L48 11V12H46L45 14H48L50 11L52 12V15H51V12H50V15H51V17H55V12H58L59 10H61V9H63L62 7H57V8H60L59 10H57V8H55L57 11H55V10H53V8H54V6H52L53 8H51V2H50V0L48 1L49 2V4H47V5H49V6H44V7H42V5H41V7L43 8H39V6H38V4H36L35 5V2H34V0H30L29 2H27V3H32L31 4V6H38L37 8H39V10H36V8H34V10H32V8L33 7H30L31 8V12H30V15H31V17H28V16H30L29 15V11H30V8H29V11H27V9H26V7H28V5H27V3L25 4L26 5V7H24L23 8V5H20V4H22V3H20ZM56 2H52L53 4H55V6H57L56 5ZM60 2V1H59ZM220 2V3H219ZM232 2V1H231ZM18 3H20V4H18ZM58 3V2H57ZM89 3H90V0H89ZM89 3H84V5L86 6V4H88V7H89ZM160 3H162V4H160ZM17 4V5H16ZM199 4V5H198ZM206 4V5H205ZM72 5V4H71ZM70 4L66 7V8H68V7H70L71 6ZM100 5V6H99ZM111 5V6H110ZM161 5V6H160ZM180 5H181V8H182V5L184 6V5H186V6H188L187 7V9L190 11H185V8H184V12L182 13L181 12V14L180 13H178V11H181L180 10ZM30 6V5H29ZM73 6V9H74V5H72ZM71 6V7H72ZM91 6H92V4H91ZM164 6V7H163ZM178 6V7H177ZM217 6V7H216ZM264 6V5H263ZM48 7V8H47ZM87 7V6H86ZM125 7H126V9H125ZM163 7V8H162ZM170 7H172L171 9H170ZM176 7V8H175ZM194 6L192 7V9L193 8H195ZM89 8H91V7H89ZM100 8V9H99ZM102 8H104V9H102ZM178 8V9H177ZM198 9H199V7H197ZM264 7H262V9H263ZM52 9V10H51ZM65 9V8H64ZM69 9V8H68ZM70 9H72V8H70ZM105 9H106V11H105ZM170 9V10H169ZM174 9H176L175 11L180 15H177V17H175L176 15H174L173 16V12H175L174 11ZM1 10V9H0ZM7 10H5V11H7ZM36 10V11H35ZM104 10V13H103V19L101 18V20H103V21H100V16L102 17V11ZM120 10H124V13H123V11L121 12V14H124V15H122L123 17H122V22H120V24H118L117 22V13H118V11H120ZM164 10V11H163ZM194 11H196L195 9H193ZM204 10V9H203ZM214 10V9H213ZM217 10V9H216ZM215 10V11H216ZM2 11V10H1ZM4 11V10H3ZM2 11V12H3ZM38 11V13H34L33 14V12H37ZM53 11H55L54 13H53ZM72 11V10H71ZM70 10H67V11H64V12H62V11H59L60 12V16H59V14L57 15L56 14V21L54 22V19L52 20L54 23H55V28L54 29H51L50 30V28H52V25H51V23H50V21L49 22H46V21H48V20H44V21H42V18H40L41 20V22L43 23V22H46V23H50V26H49V29L47 30L46 29V27L44 28L43 27V25H41V27L42 28H44L43 30L45 31V34H44V32H42V30L41 31H38V32H41L40 34L41 35H39V36H41L42 37V35L43 36H45L46 34V36H47V38H48V40H47V38L45 37L44 39L45 40H47L48 42H49V39H52L51 40V42L49 43V45H50V47L52 48L53 47V52H52V54H51V56L52 57H50V55L48 54V56H47V59H49V62H50V64H55L54 62H53V60L56 58V57H58L57 56V54L59 55L60 53V57H58L59 59H57L56 58V64H57V62H58V64L60 65V61H61V59H62V57L63 56H61V55H65V52H64V54H62L63 52H61L60 50V48L62 47V44H64L65 42H68V40H69V38H66L67 36L68 37H70V36H72L71 35V33L72 34H75L77 31L76 30H74V29H78V28H75V26H77L78 25V27H80L81 28V24H79L78 22H75L76 23V25H75V23L73 22L74 21V16H73V12H74V10H73V12L72 13H70V14H72V17H71V15H69L70 17H71V19H73L72 21H69L70 20V18L69 17H66V18H69L67 21H69L70 22V24L67 22V21H64V20H66V18L64 17V15H66V13L67 12H71ZM125 11H129L128 13L126 12L125 13ZM172 11V12H171ZM262 11V10H261ZM10 12V11H9ZM14 12H15V14H14ZM61 12H62V14H61ZM66 12V13H65ZM95 12H97L96 13V15H98L99 13L98 12H100V16H99V18H97V17H95L96 15H94L92 18H90L91 16H89L90 14H95ZM164 12V13H163ZM169 12V13H168ZM189 12V13H188ZM263 12H264V10H263ZM8 13V12H7ZM63 13H65L64 15H63ZM112 13H115V14H112ZM169 14V16L171 17H169L170 19H172L173 17V19L174 20H177V19H180L181 17L183 18V21H182V19L181 20H177L178 22H180L181 24H179V23H177L176 21H174V20H172V21H169L168 20V18H166V17H168L167 15ZM172 13V14H171ZM176 13V14H177ZM193 13V14H192ZM262 13V12H261ZM260 13V15L262 16V14ZM11 14H14V16L12 15V16H10ZM20 14V15H19ZM69 14V13H68ZM127 14V15H126ZM187 14V15H186ZM189 14V15H188ZM115 15V16H114ZM36 16V17H35ZM45 16V15H44ZM57 16L58 17H60L61 19H62V24H63V21L64 22H66V23H64L63 24V26H61L60 24H56V22H58V20H59V22L61 21L59 18L57 19ZM68 16V15H67ZM84 16H82V17H84ZM111 16H114L113 18H111ZM192 16V17H191ZM0 17H1V15H0ZM12 17H14V18H12ZM22 17V18H21ZM24 17H27L26 19H27V21H25L26 19H23ZM35 17V18H34ZM41 17H43V15L41 16ZM46 17H47V15H46ZM46 17H44L45 19H46ZM48 17H50V16H48ZM48 17H47V19H48ZM50 17V18H51ZM64 17V18H63ZM95 17V21H94V18ZM125 17H127L126 19H125ZM165 17V18H164ZM178 17H180V18H178ZM187 17H189V18H187ZM217 17V19H218V16H216ZM43 18V19H44ZM75 18H78V17H75ZM80 18H81V16H80ZM110 18V19H109ZM177 18V19H176ZM214 18V17H213ZM264 17H262V19H263ZM9 19H10V21H9ZM17 19V20H16ZM113 19V21H111ZM125 19V20H124ZM216 18H215V20H217ZM16 20V21H15ZM23 20H24V22H23ZM51 20V19H50ZM34 21L39 25H36V23H34ZM78 21V20H77ZM92 21H94V22H92ZM167 21H169V22H176L175 24V26L174 27H177V24H178V27L177 28H172L171 26H169V28H166L167 26L165 25V22H167ZM9 22V23H8ZM41 22H40V24H41ZM52 22V23H53ZM58 22V23H59ZM74 24H73V23ZM99 22H103V24L102 23H99ZM112 24H111V23ZM169 22H168V24H169ZM173 22V23H174ZM183 22V23H184ZM14 23V24H13ZM95 23V24H94ZM67 25V27H73V26H71L72 24L74 25V27L72 28L73 29V31H75L74 33H73V31L70 29V32L68 31V28H66V25ZM88 24V25H87ZM94 24V25H93ZM96 24H97V26H96ZM108 25V27H106L107 25ZM111 24V25H110ZM161 24V25H160ZM2 25V26H1ZM13 27H12V26ZM30 25H32L31 23H30ZM54 25V24H53ZM61 27H60V26ZM70 25V26H69ZM86 25L88 26V27H86ZM170 25V24H169ZM172 25V24H171ZM184 25H181V26H184ZM3 26L5 27V28H3ZM24 26H27V25H25L24 24ZM44 26H47V25H45L44 24ZM58 28H57V27ZM103 26H105V27H103ZM173 26V25H172ZM190 26V25H189ZM6 27H8L7 29H6ZM40 27V28H41ZM54 27V26H53ZM95 27V28H94ZM13 28V29H12ZM23 28V27H22ZM25 28V27H24ZM30 27H29V29H31ZM57 28V30L55 31V29ZM60 28H61V33L59 34V33H57V31L59 30L60 31ZM62 28H66L65 29V31H64V33H63V29ZM103 28H105V29H103ZM108 28V29H107ZM172 28V29H171ZM184 28V27H183ZM15 29V30H14ZM100 29L99 30H97V31H100ZM191 29V30H190ZM38 30V29H37ZM36 30V31H37ZM40 30V29H39ZM49 30H50V34L49 33H46V31L47 32H49ZM54 30V31H53ZM80 30V29H79ZM111 30H112V32H111ZM115 30V31H114ZM196 30V32L198 31L200 34H198V32H197V34L196 33H194L193 31H195ZM206 30V29H205ZM209 30V29H208ZM207 30V31H208ZM264 30V29H263ZM15 33H14V32ZM51 31H53V32H51ZM91 31V30H90ZM210 32H211V29L209 30ZM219 31V29H214V31L212 30V32L214 33V32H218ZM232 31H233V33H235L236 31L234 30V29H232ZM68 33L67 35H65V33ZM101 32H99V33H101ZM192 32V33H191ZM14 33V34H13ZM43 33V34H42ZM53 33H55L56 34V36H54L55 34H53ZM63 33V34H62ZM69 33H70V36H69ZM191 33V34H190ZM209 33V32H208ZM57 34H59V37L60 36H64L63 37V40L65 41L64 43H62L61 42V40H60V38H62V37H58V35ZM62 34V35H61ZM209 34H211V33H209ZM216 34V33H215ZM52 35L56 38H53L52 37ZM107 35H109L108 33H107ZM116 35H118L117 37H116ZM187 35H188V38H187ZM198 36L197 38L198 39H200L202 36V38H201V40H198L197 38H195L196 36ZM16 36V37H15ZM38 36V40H37V42L39 41V40H41V41H39L38 43H39V47L40 48H44L45 47V44L46 43H44V45L42 44L45 40L43 39V38H41V37H39ZM52 38H51V37ZM126 36V37H125ZM183 36V37H182ZM193 38H192V37ZM195 36V37H194ZM199 36H200V38H199ZM208 36V37H207ZM74 37V36H73ZM110 37V36H109ZM118 37H122V38H118ZM128 37H129V39H128ZM181 37L183 38V40L181 39ZM2 38V39H1ZM15 38H16V40H15ZM57 38L59 39V40H57ZM72 38V37H71ZM114 38V39H115ZM187 38V39H186ZM192 38V39H191ZM53 39H55V40H53ZM66 39H68L67 41H66ZM114 39H113V42H114ZM181 39V40H180ZM196 39H197V41H196ZM18 40V41H17ZM44 40V41H43ZM56 40H57V42H58V44H57V42H56ZM119 40V41H118ZM122 40V41H121ZM185 40L186 41H188L189 42V44H188V42L187 43H185ZM190 40V41H189ZM210 40V39H209ZM14 41H17L16 43L14 42ZM20 41V43H21V45H20V43H18ZM43 41V42H42ZM54 41V43H55V45H52V44H54V43H52ZM70 41V40H69ZM73 41V38H72V40L70 41V42H72ZM179 41V42H178ZM180 41H182V42H180ZM184 41V42H183ZM201 41V42H202ZM10 42V43H9ZM46 42V41H45ZM125 42V41H124ZM209 41H207V43H208ZM69 43V42H68ZM67 43V44H68ZM183 43V44H182ZM190 43H191V45H192V47H190ZM219 43V42H218ZM248 43H249V41H248ZM251 43V42H250ZM249 43V44H250ZM2 44V45H1ZM13 44V45H12ZM66 44V43H65ZM66 44V45H67ZM114 44H116V43H114ZM185 44H188V45H185ZM200 44V43H199ZM198 44V45H199ZM248 44V45H249ZM17 45H19V47L17 46ZM43 45V46H42ZM52 45V46H51ZM57 45H59V47L58 48H56L57 47ZM60 45H61V47H60ZM70 44H68V46H69ZM194 45H195V48H194ZM203 45V44H202ZM202 45H201V47H202ZM220 45V44H219ZM219 45H216V46H218L219 47ZM247 47L246 48H250L251 46H248L247 45V43L245 44ZM3 46V47H2ZM16 47L15 48V50H14V47ZM55 46V47H54ZM68 46L66 47H62V48H64V49H67V51H66V54L69 52H71V53H73L74 54V52H72L71 50L70 51H68ZM71 46V45H70ZM200 46V45H199ZM199 46H197V47H199ZM206 46V45H205ZM215 46V47H216ZM221 46H223V44L221 45ZM220 46V48L219 49H223V51H226V46H224V47H221ZM252 46H253V44H252ZM12 49H11V48ZM18 47V48H17ZM21 47V48H20ZM200 47V48H201ZM217 47V48H218ZM19 48H20V50H22V53L20 52V51H17L16 49H18L19 50ZM58 49L59 51H57L56 49ZM194 49L193 51H192V49ZM44 49H46V48H44ZM188 49V50H187ZM56 50V53L54 52ZM187 50V51H186ZM201 50V49H200ZM227 50H228V47H227ZM9 51V52H8ZM13 51H16V52H14L13 53ZM62 51H63V49H62ZM65 51V50H64ZM182 51H184V52H182ZM192 51V52H191ZM198 51H199V49H198ZM220 50H218V52H219ZM6 52V53H5ZM17 52H20V54L19 53H17ZM60 52V53H59ZM197 52V51H196ZM217 52V53H218ZM222 52V51H221ZM29 53H31V54H29L30 56H29V63H31V60H32V63H36L37 62V60H39V61H41L42 60V62H43V57L41 58H38L37 59V56H39L38 55V52H37V54H36V52L35 53H33L32 51L31 52H29ZM68 53V54H69ZM189 54V56H188V54ZM198 53V52H197ZM196 53V56L200 53H198L197 54ZM213 53H215L214 51H213ZM4 54H6V55H4ZM11 57H9L8 55ZM33 54V57H35L34 56V54L35 55H37L36 56V59L37 60H35V58L33 59L32 58V55ZM68 54L67 55H65L64 57H67L68 56ZM73 54H72V56H73ZM191 54V55H190ZM217 55V54H216ZM215 54L214 55H211L212 56V58L213 59H217L218 58V55L216 56ZM191 56V57H190ZM70 57V55L67 57V58H63V60H62V63L64 62V60H70L69 62L67 61V63H63V64H67V66L68 65H71L70 63H74V61L75 62H77L78 60H80V58H82V57H79V58H75L74 56L73 57H71L72 59H70L69 58ZM8 58V59H7ZM191 60H190V59ZM262 59V61H259L260 63H262V66L264 67V54L262 55V57H261ZM1 59H3L2 61H1ZM7 61H6V60ZM14 59H16V58H14ZM14 59L12 60V61H14ZM41 59V60H40ZM134 59V60H133ZM147 59V58H146ZM197 59V60H196ZM247 59V58H246ZM9 61L10 63L12 62V61ZM58 60V61H57ZM71 60H72V62H71ZM148 60V59H147ZM190 60V61H189ZM4 61H6V62H4ZM36 61V62H35ZM38 61V62H39ZM3 62V63H2ZM8 62V63H9ZM37 62V63H38ZM72 63V64H73ZM251 63H253V62H251ZM251 63H250V65H251ZM41 64V63H40ZM62 64V65H63ZM195 64H199V66L198 65H195ZM254 64V63H253ZM53 65H52V67H53ZM62 65H60V66H62ZM139 65V67L140 68H142V70H139L140 68H137V66ZM249 66V64H246L245 66ZM255 65V64H254ZM254 65H251L252 67L254 66ZM55 66H57L58 67V65H54V67ZM64 66V65H63ZM122 66V67H123ZM158 66V67H157ZM202 66V65H201ZM247 66V67H248ZM251 66H249V67H251ZM122 68L121 70H119V72L120 71H122V73H125L126 72V70H125V68ZM155 67H157V68H155ZM195 67H197L196 69H195ZM127 68V67H126ZM211 68V67H210ZM209 68V69H210ZM219 68V67H218ZM125 70V72H124V70ZM157 69V70H156ZM191 69V70H190ZM212 69V68H211ZM246 69V68H245ZM255 70V69H254ZM138 71V72H137ZM140 71V72H139ZM157 71L158 72H160V73H157ZM194 72V73H192V72ZM196 71H198L197 73L199 74V72L201 73L200 75H201V77L196 73ZM247 71H248V69H247ZM133 72V73H132ZM143 72V73H142ZM211 72V73H210ZM219 73H220V70L218 71ZM142 75H141V74ZM203 73V74H204ZM244 76L246 75L247 76V74H246V71H244ZM195 76H194V75ZM198 77H197V76ZM207 75V76H206ZM209 75H210V78H212V76L214 75V76H216L215 78H219V79H217V81H215V83H213L214 82V76H213V78L211 79V83L209 84V85H211L210 86V88H209V86H208V84L206 85V83L205 82H207L206 80H204V79H206L207 77L209 78ZM212 75V76H211ZM53 76H55V75H53ZM60 76H64L65 77V75H60ZM70 76V75H69ZM68 76V77H69ZM145 76V77H144ZM149 76V77H148ZM156 76V77H155ZM202 76H204L203 78H202ZM67 77V76H66ZM152 77V78H151ZM197 77V78H196ZM131 78V79H130ZM148 78V80H146ZM155 78V79H154ZM157 78V79H156ZM199 78V79H198ZM201 78V79H200ZM208 78H207V80H208ZM224 78V77H223ZM226 78V77H225ZM248 78H250V76L248 77L247 76V78L245 77L244 78V80L242 79V81H245V82H248ZM161 79V80H160ZM193 79V80H192ZM202 79L204 80V84L207 86H205V85H202ZM227 79V78H226ZM145 80V81H144ZM152 81V82H150V81ZM198 80H201V83L199 84V83H197L198 82ZM210 80V79H209ZM216 80V79H215ZM218 80L220 81V85H219V87H218V89L216 90V84H219V82H218ZM247 80V81H246ZM149 81V82H148ZM155 81V82H154ZM124 82H125V84H127L128 85V87H127V85H124ZM127 82V83H126ZM200 82V81H199ZM210 82V81H209ZM209 82H207V83H209ZM218 82V83H217ZM221 82H223V83H221ZM152 83V84H151ZM154 83H155V85H154ZM199 85H197V84ZM213 83V84H212ZM224 83L226 84V86L224 85ZM120 84V85H119ZM123 84V85H122ZM151 86H150V85ZM215 84V85H214ZM222 84V85H221ZM131 85V86H130ZM159 85V86H158ZM200 85H202V86H200ZM224 85V86H223ZM120 88H119V87ZM125 87V89H128L127 91H125V89H124V87ZM221 86H222V89H220L221 88ZM196 87V88H195ZM203 87H205V89L203 88ZM213 87H214V89H213ZM152 88V89H151ZM159 88V89H158ZM209 88V89H208ZM120 89H122V90H120ZM203 91H202V90ZM228 89V90H227ZM115 90V91H114ZM117 90V91H116ZM148 90V91H147ZM159 90V91H158ZM208 90H211V91H208ZM221 90V91H220ZM226 90L228 91V92H230V94L228 93V92H226ZM121 91V92H120ZM151 91H154V92H151ZM213 91V92H212ZM218 91V92H217ZM220 91V92H219ZM234 91V90H233ZM251 91V90H250ZM149 92V93H148ZM212 92V93H211ZM222 92L223 93H228V95H227V97L225 96L224 98V101H222V99L223 98H220V96L221 97H223L222 96ZM106 93H104V94H106ZM113 93V94H112ZM120 93V94H119ZM225 93V94H226ZM106 95L107 97H105V96H101L100 98H102V99H104V97H105V99L106 100H108L107 98H109L108 96L109 95ZM210 94H212V95H210ZM215 94H218V96L216 95V97H214V95ZM225 94H223V95H225ZM100 95H102V94H100ZM99 95H97V96H94V100H96L95 98L97 97V98H99L98 97ZM151 97V98H150ZM212 97V98H211ZM214 97V98H213ZM150 98V99H149ZM158 98V99H157ZM230 98V97H229ZM70 99V98H69ZM66 100V101H68V103H69V101L72 103V104H74V98H72V99H70V100ZM91 99H93V96H92V98ZM101 99V100H102ZM104 99V100H105ZM146 101H149V103L148 102H146ZM153 99V100H152ZM215 99V100H214ZM217 99V100H216ZM104 100H102V101H104ZM151 100L154 102V105H153V102H151ZM212 100V101H211ZM225 100H226V102L228 103V106L227 107H225L226 105H227V103L225 102ZM64 101H65V99H64ZM101 101V102H102ZM217 101H221V103H219V102H217ZM143 102H145L144 104H143ZM231 102V104L232 105H234L233 106V108H235V109H232V106H231V104H229ZM67 103V104H68ZM158 103V104H157ZM225 103H226V105H225ZM64 104L66 105V103L64 102ZM70 104V103H69ZM71 104V106L72 107H74V105H72ZM150 104H152L153 105V107H152V105H150ZM157 104V105H156ZM218 104V105H217ZM144 105V106H143ZM148 105V106H147ZM225 105V106H224ZM229 105H230V109H228V107H229ZM64 106V105H63ZM156 106V107H155ZM158 106V107H157ZM168 108V109H165L166 107ZM216 106H218V109H220V111H218L217 113H215L214 114V112H216L217 111V108H216ZM221 106V107H220ZM72 107H70V108H72ZM248 107V106H247ZM155 108V109H154ZM160 110H159V109ZM50 109H52V108H50ZM49 109V111H52L51 112V114H53V116H54V120L55 121H53V122H49V123H52V124H55V125H58V122L60 121L63 125H64V128H65V130L68 132V134L69 135H72V138H71V144H69L70 143V141L68 142V141H65V140H67V139H65L64 141H65V143L67 142V144H69V145H74V144H77V142H78V140L77 139H74V125H73V123H74V114L72 115L73 117H67L68 115V112H65V113H58L59 111H57V112H55V110L53 109V110H50ZM73 109V108H72ZM89 109L91 110V108H87V110H88V112H90L89 111ZM163 109V110H162ZM165 109V110H164ZM227 109V110H226ZM245 109V111L247 112V110ZM57 110V109H56ZM160 111V112H158V111ZM234 110V111H233ZM138 111V112H137ZM154 111V112H153ZM157 111V112H156ZM166 111V112H165ZM223 111V112H224ZM240 111H236V113H239ZM127 112V111H126ZM130 112V111H129ZM162 112H163V114H162ZM168 112V113H167ZM222 112V111H221ZM222 112V113H223ZM225 112V113H226ZM227 112V113H228ZM71 113H74L73 112V110H72V112ZM124 113V112H123ZM122 113V114H123ZM155 113V114H154ZM164 113H165V115H164ZM225 113H223V115L224 116H227L228 114H226L225 115ZM241 113V114H242ZM245 113V114H244ZM129 114V113H128ZM216 114H218V115H216ZM136 114H135V116H137ZM235 115H238V114H234V116ZM70 116H71V114H70ZM139 116V115H138ZM154 116V117H153ZM152 117V118H151ZM232 117V116H231ZM67 118L68 119H70V121H68L67 120ZM151 118V119H150ZM234 118V117H233ZM234 118V119H235ZM243 118V119H242ZM251 118V117H250ZM262 120H261V119ZM149 119V120H148ZM233 119V120H234ZM168 120H170V121H168ZM205 121V125H204V121ZM232 120V121H233ZM239 120H241L240 122H239ZM244 122H243V121ZM67 121H68V123H67ZM69 122H70V125H71V123H72V125H73V128H72V126H69ZM162 122V123H161ZM208 122V123H207ZM221 122V123H220ZM228 122V123H227ZM234 122V121H233ZM233 122L230 124V127H231V125L233 126ZM258 124H257V123ZM143 123V124H144ZM145 123V124H146ZM157 123V124H158ZM143 124L141 125V126H143ZM144 124V125H145ZM170 124H171V126H170ZM208 124V125H207ZM222 124V125H221ZM225 125V127H224V129H223V126ZM228 124V125H227ZM242 124H241V127H242ZM254 124V125H253ZM227 125V126H226ZM234 125V126H235ZM206 126V127H205ZM217 126V127H216ZM233 126V127H234ZM140 127V126H139ZM171 127V128H170ZM208 127V128H207ZM213 127V128H212ZM216 127V128H215ZM133 128H134V126H133ZM162 128V129H161ZM215 128V129H214ZM232 128V127H231ZM129 129V128H128ZM135 129V128H134ZM133 129V132H135V130H137V129H135L134 130ZM166 129V130H165ZM230 129V128H229ZM129 130H132V127H131V129H129ZM193 130V131H192ZM209 130V131H208ZM214 130H216V131H214ZM240 130V129H239ZM207 131V133H205ZM223 131V132H222ZM259 131H261L260 132V134L258 133ZM129 132V131H128ZM160 132V131H159ZM211 134H210V133ZM228 132H230V131H228ZM131 133V132H130ZM215 133V134H214ZM212 134H214L213 136H212ZM257 134H259V135H257ZM205 135H206V137H205ZM208 135V136H207ZM216 135H218V136H216ZM254 137H253V136ZM211 136V137H210ZM256 136V137H255ZM218 137H219V140H218ZM41 139H42V137H40ZM40 138H38L37 140H36V142H35V140L34 139H32V142L34 141V143L36 144L37 142H40L41 141V139ZM212 138V139H211ZM249 138H253V139H256V140H258V141H256V140H254L253 141V139H249ZM7 140V142H8V138H6ZM11 139V138H10ZM44 139H46V138H43V140ZM73 139V140H72ZM206 139V140H205ZM208 139V140H207ZM215 139V140H214ZM220 139H221V141H220ZM222 139H223V141H222ZM30 139H28V140H26L27 142L29 141ZM42 140V141H43ZM48 140V139H47ZM164 140H167V142H165L166 144L165 145H170V144H175V145H170V146H166V147H164L165 145L163 144V142H164ZM218 140V141H217ZM228 140H229V138H228ZM250 140V141H249ZM2 141V140H1ZM0 141V142H1ZM10 141H12V139L10 140ZM25 141V140H24ZM168 141H170V142H168ZM197 141H199V142H197ZM209 141V142H208ZM214 141V142H213ZM216 141V142H215ZM227 141V142H226ZM253 141V142H252ZM256 141V142H255ZM27 142H26V144H25V146H27ZM32 142H31V144H32ZM82 142V141H81ZM220 142H221V144L223 143L224 144V147H223V144L221 145L220 144ZM234 142V144H232ZM247 142V143H246ZM258 142V143H257ZM30 143V142H29ZM33 143V144H34ZM73 143V144H72ZM78 143H80V140H79V142ZM85 143V142H84ZM229 143V145H227ZM249 143V144H248ZM81 144V143H80ZM83 144V143H82ZM81 144V145H82ZM222 146V147H220V145ZM230 144H232V145H234V147H233V149L231 148V147H229V146H232V145H230ZM250 144H252V145H250ZM159 145H161V146H159ZM163 145V146H162ZM244 145H245V147H252V149H253V151H254V149H255V153L252 151V149L251 148H247L248 150H251L250 151V153L252 152V154H251V158L252 159H248V161L247 160H244V157L246 158V157H248L249 156V151L247 150L246 151V148H244ZM250 145V146H249ZM255 145V146H254ZM257 145H258V148H257ZM145 146V145H144ZM229 148H228V147ZM243 146V147H242ZM138 147V146H137ZM159 147H161V148H159ZM163 147V148H162ZM144 148H146V146L145 147H143V143L142 144H140V147H138L137 149H138V151H137V149L135 150L134 149V154H135V156H134V154H133V156L134 157H138L139 155H137V154H140V152H142L143 150H145V152H147V150L146 149H144ZM165 148H168V150L166 151L165 150ZM225 148H227V149H225ZM36 149H39V150H41L40 148H37L36 146H35V148L33 149L35 152H36ZM44 149H46V148H44ZM44 149L43 150H41V151H43L44 152ZM50 149V148H49ZM154 150H155V148H153ZM163 149V150H162ZM229 149V150H228ZM258 149H259V151H258ZM39 150H37V152L39 151ZM221 150H224V152L223 151H221ZM227 150H228V152H227ZM246 151L247 153H249L248 155H245L244 156V154L246 153H244V154H240V153H242L243 151ZM29 151V150H28ZM34 151H31L32 153L34 152ZM39 152V153H35L34 152V154H33V156L31 155V154H29L28 155V158L30 157H33V158H31L32 160H30V161H35L37 158V160L36 161H39V160H41V158L39 159V157H40V154L42 155L43 153L42 152ZM46 151V150H45ZM153 151V150H152ZM163 151V152H162ZM231 151H233V153L231 152ZM240 151H242V152H240ZM256 151H258L259 153H261L260 155H256L257 153H256ZM24 152V150L22 151V153ZM48 152V153H47ZM127 152H130L129 150H127ZM136 152H138V153H136ZM144 152V151H143ZM150 152V151H149ZM149 152H147V153H149ZM219 152V153H218ZM231 152V153H230ZM239 152V153H238ZM21 153V154H22ZM25 153V152H24ZM28 153H30V152H28ZM54 153V152H52V150H48V148H47V151H46V153L43 155V156H46V154H49V155H47V156H49V157H47V160H48V158H50V160L52 159L51 157H50V155L52 156V157H54V155H52V154ZM147 153H145V156H147ZM177 153V154H176ZM222 153V154H221ZM236 153V154H235ZM246 153V154H247ZM253 153H254V155H253ZM258 153V154H259ZM38 154H39V157H37L38 156ZM152 154V153H151ZM218 154V155H217ZM230 154H232V155H230ZM239 154L241 155V157H239ZM23 155H25V154H23ZM27 155V154H26ZM35 155V156H34ZM60 155V154H59ZM142 155L144 156V154L142 153ZM141 155V156H142ZM253 155V156H252ZM14 156V155H13ZM19 156V155H18ZM43 156H41V157H43ZM57 156V155H56ZM55 156V157H56ZM131 156V155H130ZM142 156V157H143ZM165 156V155H164ZM164 156H161V157H164ZM221 157V158H219V157ZM256 156H258V158L256 157ZM8 157H9V159L11 158L12 159V155H8ZM15 157V156H14ZM13 157V158H14ZM27 157V156H26ZM64 156H61L60 155V158L57 156L56 157V161H54V163H53V160L52 161H50V160H48L49 161V163H52V164H54L55 166L54 167H57L58 168V170H56L55 172H57V171H59V175L60 176H62L64 173H65V170H63L64 169V164H63V162H62V158H63ZM133 157V158H134ZM140 158L141 160L140 161H142V162H140L139 163V165L141 166V164H142V166L141 167H143V168H140L141 170L143 169V170H145L146 171V169H147V167L145 166L144 167V165L143 164H145V163H143L144 162V160H142V159H144V157L143 158ZM167 157H168V155H167ZM166 156L164 157V158H167ZM249 157V158H250ZM255 157V158H254ZM16 159H18V157H15ZM20 158H22V156H20L19 157V159ZM24 158H25V156H24ZM29 158V159H30ZM36 158V159H35ZM136 158H134V160L136 159ZM219 158L221 161H218L217 159ZM236 158V159H235ZM241 158V159H240ZM16 159H12V161H10V164L12 165V166H15V163L17 164V166L18 165H20V161L23 159H20V161L18 162V161H16ZM18 159V160H19ZM28 159V160H29ZM146 159V158H145ZM238 159H240V160H238ZM15 160V161H14ZM24 160V159H23ZM72 163L73 162H75L76 160H77V157H75V156H72L70 159H69ZM138 159H136V161H137ZM13 161L15 162V163H13ZM63 161H64V158H63ZM128 161H130L129 159L127 160V163H129ZM131 161H133L132 159H131ZM139 161V160H138ZM137 161V162H138ZM179 161V162H178ZM222 161L223 162H225L224 164L225 165H228V164H230L228 167H229V170L231 171V173H232V178H231V183L230 184H227L226 183V181L224 182V180H225V178H224V174H223V163H222ZM252 161V163H251V166H250V162ZM258 161V160H257ZM258 161V162H259ZM19 164H18V163ZM33 162H31V163H33ZM134 162V161H133ZM133 162H130L129 164H131V163H133ZM137 162H134V163H137ZM244 162L247 164V162H248V164L246 165V164H244ZM36 163V162H35ZM127 163H125V166H127L126 168H124L123 169V172L124 173H122V174H124L125 175V177H129V174L131 175V177H133L134 176V172L137 170H135V168L137 167L138 169H139V167L140 166H136L135 168H134V165H137V164H134L133 163V166H132V164H131V166L133 167V168H131L130 166H128V164ZM166 163V164H167ZM176 163H178V164H176ZM220 163V164H219ZM227 163V164H226ZM238 164V166L236 165V164ZM244 164L243 165V167L245 168V170L243 169V167H242V165L241 164ZM14 164V165H13ZM24 165V164H27L26 162L24 163V162H22L21 161V165ZM127 164V165H126ZM162 164H165V163H162ZM252 164H254V167L252 166ZM255 164H256V166H255ZM10 165V167H11V170H12V172L15 174V175H20V174H24V172H26V169H27V174H29L31 171L33 172L34 171V173H36V170H33L32 168H34L33 167V164H32V166H29V165H26V166H21L20 165V167L18 166L16 169L15 168H13L12 166ZM145 165H147V162H146V164ZM168 165V164H167ZM167 165H166V168H167ZM171 165V164H170ZM221 165V166H220ZM124 166V167H125ZM172 166V165H171ZM178 166V167H177ZM237 166V167H236ZM248 166V167H247ZM253 167L252 169L250 168V167ZM21 167H23V168H21ZM24 167H26V169L24 170ZM128 167H130V168H128ZM163 167V166H162ZM165 167V166H164ZM173 167V166H172ZM176 167L178 168V170L176 169ZM223 167V168H222ZM256 167V168H255ZM264 167V166H263ZM20 168V169H19ZM28 168L29 169H32L30 172H29V170H28ZM57 168H54V170L55 169H57ZM180 168V169H179ZM242 168V169H241ZM248 169V171H247V169ZM250 168V169H249ZM15 169V170H14ZM22 169L24 170V172L22 171ZM50 169V168H49ZM126 169V170H125ZM132 169H134V170H132ZM140 169H139V171H140ZM149 169V168H148ZM217 169V170H216ZM254 169V170H253ZM51 170V169H50ZM125 170V171H124ZM164 170H165V168H164ZM241 170V171H240ZM250 170V171H249ZM61 171V172H60ZM134 171V172H133ZM171 171H173V172H171ZM253 171H254V173H253ZM129 172V173H128ZM137 172H138V170H137ZM147 172V171H146ZM149 173H150V170L148 171ZM171 172V173H170ZM184 172H186L185 173V175L187 176H183V174H184ZM221 172V173H220ZM58 173V172H57ZM126 173V174H125ZM132 173V174H131ZM145 173V172H144ZM154 173V172H153ZM251 175H250V174ZM258 173H260V174H258ZM263 173V172H262ZM148 173H146V175H147ZM222 174V175H221ZM124 175H122L123 177H122V179L124 178ZM135 175H136V172H135ZM140 175H142V173L140 174ZM145 174H144V176H146ZM149 175V174H148ZM147 175V176H148ZM151 175V174H150ZM155 176H158V175H156V174H154ZM176 175H178V177L176 176ZM249 175V176H248ZM223 176V177H222ZM251 176V177H250ZM254 176V175H253ZM256 176V175H255ZM128 177H127V179H128ZM142 177H143V175H142ZM166 177H168V178H166ZM180 177V178H179ZM259 177V176H258ZM180 180H179V179ZM182 178H184L183 179V181H182V183H184V181H185V183H186V187H187V189H185V184H182L181 183V180H182ZM189 178V179H188ZM126 178H124V180H125ZM133 179V178H132ZM167 179V180H166ZM188 179V180H187ZM191 179V180H190ZM251 179H257L256 181L258 182H255V184H254V180H252L251 181ZM248 180H250V181H248ZM13 181H16L15 179H13L12 180V182ZM169 181V182H168ZM191 183V181L193 182L192 184H190V185H187V184H189V182ZM36 182H39V180H36ZM247 182H249V183H247ZM181 183V184H180ZM257 183V184H256ZM13 184V183H12ZM194 184H196V185H194ZM251 184H253L254 186H252ZM44 185L46 186L47 185V182H45L44 183ZM258 185H260L261 187H258ZM182 186H183V189H182ZM188 187H189V190L191 191H188ZM191 187H193V188H191ZM252 187V188H251ZM191 188V189H190ZM258 188V190H256L255 191V189H257ZM182 189V190H181ZM183 191V192H182ZM186 191L188 192V194H186ZM260 191V192H259ZM122 193H123V191H121ZM178 193V194H177ZM192 195H191V194ZM257 193H261V194H257ZM36 194V197H41V195L42 194H38V192H36L35 193ZM75 194V193H74ZM127 194H128V196H126V197H128L129 198V195H131V194H129V192H127ZM253 194V195H252ZM255 194V195H254ZM76 196L78 195V194H75ZM126 195V193L124 194V196ZM187 195V196H186ZM262 197H261V196ZM62 196V195H61ZM75 196V197H76ZM213 196L214 197H217V198H219V200H221L222 202H224L225 203V208H221L220 206H219V201L217 200L216 201V199L215 198H213ZM185 197H187V198H185ZM260 197H261V199H260ZM77 198V197H76ZM58 200H59V198H57ZM61 199V198H60ZM126 199V198H125ZM187 199L188 200H190V201H187ZM52 201H56L57 203H59V204H57V203H54L56 206H61L62 207V205H66V204H68L67 203V201H66V203H65V201H64V204H63V201H61V200H59V201H57L56 199H55V197H53V200ZM191 202V203H190ZM217 202V203H216ZM219 202V203H218ZM62 203V205H60ZM71 202H69V204H70ZM29 204H30V206H32V203L31 202H29ZM34 205H37V203L35 204V203H33ZM68 204V205H69ZM80 204V205H79ZM24 205V204H23ZM64 205V206H65ZM72 205V204H71ZM71 205H69V207L71 206ZM75 204H73V206H74ZM76 205H78V208L80 207V206H86V205H84V204H82L81 205V203H76ZM9 206V205H8ZM25 206V205H24ZM67 206V205H66ZM207 207H209V208H207ZM74 208H75V206H74ZM86 208V207H85ZM200 208V207H199ZM221 208V209H220ZM82 209V208H81ZM84 209V208H83ZM83 211V210H82ZM227 211V213H224V212H226ZM29 213V212H28ZM30 213H32V212H30ZM30 213L29 214H27L28 216H30ZM72 213V212H71ZM37 215H35V214H32V216H30V218L31 217H33V218H31V220H35L36 219V217L40 214V213H36ZM202 214H203V216H202ZM11 215V214H10ZM26 215V214H25ZM24 215V216H25ZM33 215H35V217L33 216ZM224 215V216H223ZM20 216V215H19ZM28 216H26L27 217V221H28ZM42 216V215H41ZM41 216L39 215L38 216V219H36V220H40L39 218H41ZM72 216V215H71ZM222 216H223V218H222ZM204 217V218H203ZM212 217V218H211ZM217 217H219V218H217ZM68 218H70V215L69 214H67V219H66V221L67 220H69ZM21 219H23L22 217H20V220ZM71 219V218H70ZM31 220H29V223L31 222ZM218 220V221H217ZM22 221V220H21ZM25 221H26V218H25ZM26 221V222H27ZM212 221V222H211ZM26 222H25V224H26ZM217 224H216V223ZM221 222V223H220ZM33 223V222H32ZM36 223H37V221H36ZM39 223H41V224H43V222L41 221H39ZM31 224V223H30ZM34 225H35V221H34V223H33ZM210 224V225H209ZM223 224V226H221ZM208 227H207V226ZM225 225H227L226 227H224ZM217 227H218V229H217ZM223 227V228H222ZM226 229V230H225ZM209 230V231H208ZM213 231V233H212V231ZM211 231V232H210ZM14 233V232H13ZM221 233H222V235H221ZM209 234V235H208ZM156 235L157 236H159V238L161 237V235H158V233H156ZM199 235V236H198ZM212 235V236H211ZM218 235V237L220 238L219 240L217 239L218 237H216ZM220 235V236H219ZM15 236V238H13ZM14 236L12 235V233H10V236H6V239H8V241L10 240V238L9 237H12L13 238V242H16L15 244H17L18 245V248H17V250H15V248H14V254H15V256H16V254L17 253H19L20 255H17L18 256V258L17 259H19L18 261H21V259H23V258H25V260L27 259V260H29V263L28 264H31V262L33 263H35V261H37V260H39V262L42 264L43 262L44 263H46V261L48 260H46V259H42V258H44V256L43 255H47V254H45V252H47L48 253V257H45V258H49V253H50V251L48 252V251H46V250H49V247L48 246H46V245H50L51 244V242L53 241L52 240V237L51 236H49V238L48 239H50L48 242V244H42V242L41 243H39L43 238H45L46 239V237L44 236V235H35V237H38L37 239H39L38 241H37V239L34 237V235H32L31 236V234H29V235H25L26 236V239H25V236H24V238L22 237V241H23V239H24V241H23V243L25 242L26 243V245H27V243L30 241V244L32 245L33 243H35L36 241L39 243V244H42V245H40V249L42 250V252H41V250H40V252H38L39 251V248H33L34 250L32 251V248H31V250H30V247L28 248L25 244V246H23V244L21 245V244H19V241H17L18 239H20L21 237L20 236H16L15 235V233H14ZM28 236V237H27ZM32 237V239H31V237ZM40 236H44L42 239H41V237ZM200 236H202L201 238H200ZM215 236V237H214ZM30 237V238H29ZM34 237V238H33ZM199 237V238H198ZM203 237H206L205 239H202ZM54 238V237H53ZM72 238L74 239V237L72 236L71 237V240H70V242L68 241L67 242V240H65V241H62V242H59V243H63V246H66L67 247V245L70 247L71 246V244H69V243H71V241H73L72 240ZM162 238V237H161ZM173 238H175V237H173ZM172 238V239H173ZM212 238V239H211ZM216 238V239H215ZM15 239H16V241H15ZM29 240V241H26V240ZM34 239V240H33ZM166 238H164V240H165ZM169 239V238H168ZM168 239L167 240H165L166 242H168ZM171 239V240H172ZM191 239V240H190ZM197 240V241H195V240ZM215 239V240H214ZM223 239V240H222ZM32 240L34 241L33 243H31L32 242ZM164 240H162V241H164ZM171 240L169 241V242H171ZM181 240H182V242H181ZM208 241V242H206L207 244L209 243L210 245H211V247L210 246H208L206 243H205V241ZM211 240V241H210ZM213 240V241H212ZM222 240V241H221ZM21 241V242H22ZM47 241V240H46ZM194 241V242H193ZM201 241V242H200ZM218 242V241H220V242H218L217 244L216 243H213V242ZM36 242V243H37ZM168 242V243H169ZM196 242L198 243V245L197 246H194V245H196ZM200 242V243H199ZM38 243H37V246H38ZM59 243H56V244H54V243H52V244H54L53 245V249H51V250H54V251H56L57 250V252H58V249H59V251H60V248H62V250L63 249H65L66 247H58L57 248V246H62V245H57V244H59ZM179 243H181V244H179ZM212 243H213V245H212ZM223 243V242H222ZM14 243L12 244L13 246H16ZM30 244L28 245V246H30ZM65 244V245H64ZM67 244V245H66ZM34 245V244H33ZM200 245V246H199ZM202 245V246H201ZM35 246H36V244H35ZM44 246V247H43ZM74 246V244H73V242H72V246L71 247H73ZM219 248H217V247ZM19 247H21V249L19 248ZM42 247H43V249H42ZM48 247V248H47ZM57 249H56V248ZM69 247H67V248H69ZM70 247V248H71ZM179 247L181 248V249H179ZM194 247H196V250L194 251ZM207 247V248H206ZM208 247H210V248H208ZM28 250L29 249V251H28V253H27V251H25L26 249ZM45 248V249H44ZM50 248H51V246H50ZM55 248V249H54ZM65 249V251L66 250H69V249ZM158 248H160L159 246H158ZM19 249V250H18ZM72 249V248H71ZM70 249V250H71ZM74 249V248H73ZM72 249V251H74ZM183 249H184V251H183ZM190 249V250H189ZM210 249V250H209ZM211 249H212V251H211ZM217 249V250H216ZM223 250H221V251H225L224 250V248H222ZM182 250V251H181ZM215 250H216V253H215ZM9 251H12V247H11V250H9ZM36 252V254H37V252L39 253V256H42V258H39V259H37L36 257H34V259L32 258L35 254V252ZM43 251H45V252H43ZM54 251H53V255L51 256L50 255V258L49 259H51L52 260V262H54L55 261V259H54V261H53V259H52V257L54 256V258H55V256L56 255H58V254H56V253H54ZM65 251L63 252L64 253V257H65V259L63 258V257H61L62 259L60 260V261H62V262H60L59 261V257L60 256H62V255H60L61 254V252L59 253V257L58 258H56V261H57V259H58V261L56 262V264H64V263H66V261L65 260H69L71 263H69V264H72L73 263V253H72V255L71 254H66L65 253ZM71 251V252H72ZM190 251V252H189ZM210 251V252H209ZM32 254H34V255H31V253ZM34 252V253H33ZM66 252H68V251H66ZM70 251L68 252V253H71ZM192 252V253H191ZM197 252H199V254L197 253ZM208 252L210 253V254H208ZM212 252V253H211ZM10 253H12V252H10ZM30 253V254H29ZM42 253H43V255H42ZM62 253V254H63ZM194 253V254H193ZM197 253V255H195ZM222 253V252H221ZM29 254V255H28ZM55 254V255H54ZM191 254V255H190ZM211 254H213V255H211ZM216 254V255H215ZM226 254V253H225ZM38 255V254H37ZM190 255V256H189ZM12 256H13V253H12ZM16 256V257H17ZM23 256V257H22ZM26 256V257H25ZM30 256V257H29ZM194 256H196V257H201L199 260H198V258H194V261H193V257ZM212 256V257H211ZM220 258H219V257ZM227 256V255H226ZM185 257V258H184ZM206 257V258H205ZM218 257V258H217ZM222 257V258H221ZM180 258V259H179ZM188 258H189V260H188ZM204 258V259H203ZM42 259V260H41ZM71 259V260H70ZM178 259V260H177ZM192 259V260H191ZM225 259V260H224ZM226 259H228V260H226ZM35 260V261H34ZM44 260V261H43ZM51 260H48L47 262H50ZM67 260V261H68ZM191 260V261H190ZM196 260V261H195ZM202 260H203V263H202ZM23 261V260H22ZM22 261H21V263H22ZM43 261V262H42ZM184 261V262H183ZM189 261V262H188ZM193 261V262H192ZM206 261V262H205ZM215 261V262H214ZM64 262V263H63ZM167 262V263H166ZM191 262V263H190ZM214 262V263H213ZM229 262V263H228ZM5 264V262L4 261H2V260H0V264ZM24 264H25V262H23ZM33 263V264H34ZM38 263V262H37ZM68 263V262H67ZM194 263V264H195ZM17 264H20L19 262L17 263ZM27 264V263H26ZM39 264V263H38ZM47 264V263H46ZM50 264H54V263H51L50 262Z\"/></svg>",
  "mask_w": 264,
  "mask_h": 264
}]
</instances>
